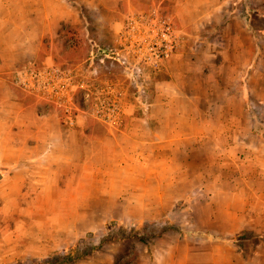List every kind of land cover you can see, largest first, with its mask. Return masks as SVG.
I'll return each instance as SVG.
<instances>
[{
	"label": "rangeland",
	"instance_id": "1",
	"mask_svg": "<svg viewBox=\"0 0 264 264\" xmlns=\"http://www.w3.org/2000/svg\"><path fill=\"white\" fill-rule=\"evenodd\" d=\"M177 2L0 0V264H264V106L199 112L198 133L234 138L226 153L157 142L173 133L157 125L173 115L153 106L159 92L212 102L206 47L193 46L209 34L180 24ZM158 13L179 31L155 61L140 42ZM256 40L243 43L248 72L218 87H264Z\"/></svg>",
	"mask_w": 264,
	"mask_h": 264
},
{
	"label": "crops",
	"instance_id": "2",
	"mask_svg": "<svg viewBox=\"0 0 264 264\" xmlns=\"http://www.w3.org/2000/svg\"><path fill=\"white\" fill-rule=\"evenodd\" d=\"M198 0H178L176 5V18L180 24L187 25L189 23L195 22L199 24V27L205 29V33L209 35H204L202 38L196 39L193 46L199 44L200 46L206 47L205 53L206 57L202 61L207 63L204 68L205 77L210 81V86H208L207 94L211 98L212 102L210 104L202 105L199 102L198 95L199 92L195 87L182 88L176 90V86L173 84L169 90H163L159 92L160 97L166 98L165 101H160L159 103H153V106L158 105L160 112L170 114L168 118L166 115L163 119L158 118V126L164 125V127H173V133L168 136H159L157 142L159 143H181L184 140H188L189 143L200 144L205 142H213L218 144L214 152L226 153L228 143L233 141L228 135H214L200 134L198 133V127L204 123L202 117L203 114H199L202 110L216 111L223 110L227 114H231L237 108L242 111H254L251 106H264V103L260 102L262 94L264 93V87L253 88L248 90L246 88H240L233 90L229 85L218 87V80H223L230 77V68L238 72V76H242L248 72V67L250 63H245L242 61V56L245 55V59L248 60L250 53L249 49L244 51L243 43L251 40L254 44L256 39H258L259 34L264 32V25L258 27L254 22L253 17L259 16L261 8H258L256 0H202L199 5ZM188 11L187 15L185 13ZM240 16L241 20L238 19ZM194 24V25H195ZM217 45H220V49H217ZM196 52V51H195ZM191 53L194 58L189 57L188 64H195L198 60L195 58L196 53ZM219 57V58H218ZM192 61V62H191ZM257 64H253L252 68L256 67ZM234 67V68H233ZM252 71V70H251ZM259 73H252L253 77L260 75ZM174 73V72H173ZM190 76V75H189ZM172 80V79H171ZM224 97L227 100L225 102H218V98ZM238 98L242 101L240 107L234 106L232 99ZM176 100H184L177 102ZM253 100V104H251ZM256 101V103H255ZM183 121V122H182ZM185 121H188L189 130L184 133ZM207 121V120H206ZM229 121V120H228ZM228 122L218 124L213 122L212 126H224ZM239 123V121H238ZM207 126L208 122H207ZM238 126V124H237ZM208 128V127H207ZM245 135L236 136V141L245 143ZM254 139H258L260 142L264 141L261 136H253ZM221 144V145H219ZM192 148V147H191ZM190 148V149H191ZM198 148L194 147V151ZM241 156V155H239ZM221 160V156L219 157ZM223 231H221L222 233ZM210 235L214 236L217 231L210 230Z\"/></svg>",
	"mask_w": 264,
	"mask_h": 264
},
{
	"label": "built area",
	"instance_id": "3",
	"mask_svg": "<svg viewBox=\"0 0 264 264\" xmlns=\"http://www.w3.org/2000/svg\"><path fill=\"white\" fill-rule=\"evenodd\" d=\"M150 24L152 26L140 44L143 46L142 48L149 49L151 59L156 61L175 51L179 29L170 19L159 15V13Z\"/></svg>",
	"mask_w": 264,
	"mask_h": 264
}]
</instances>
